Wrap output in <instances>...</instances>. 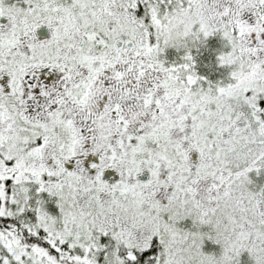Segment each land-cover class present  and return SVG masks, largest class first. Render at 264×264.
<instances>
[{
	"label": "snow or ice",
	"instance_id": "1",
	"mask_svg": "<svg viewBox=\"0 0 264 264\" xmlns=\"http://www.w3.org/2000/svg\"><path fill=\"white\" fill-rule=\"evenodd\" d=\"M0 264H264V0H0Z\"/></svg>",
	"mask_w": 264,
	"mask_h": 264
}]
</instances>
